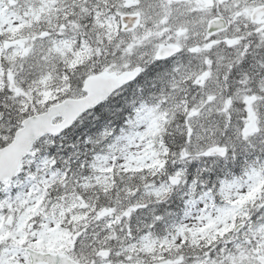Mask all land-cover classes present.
I'll return each instance as SVG.
<instances>
[{
    "label": "snow or ice",
    "instance_id": "snow-or-ice-1",
    "mask_svg": "<svg viewBox=\"0 0 264 264\" xmlns=\"http://www.w3.org/2000/svg\"><path fill=\"white\" fill-rule=\"evenodd\" d=\"M0 264H264V0H0Z\"/></svg>",
    "mask_w": 264,
    "mask_h": 264
}]
</instances>
